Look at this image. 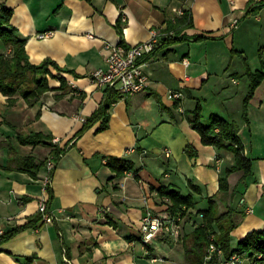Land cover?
Returning a JSON list of instances; mask_svg holds the SVG:
<instances>
[{
    "label": "crops",
    "instance_id": "crops-1",
    "mask_svg": "<svg viewBox=\"0 0 264 264\" xmlns=\"http://www.w3.org/2000/svg\"><path fill=\"white\" fill-rule=\"evenodd\" d=\"M250 1L0 0V14L2 4L13 10L11 24L26 40L31 62L50 58L71 71L62 74L67 91H59L60 81L51 78L52 91L35 106L20 94L10 106L0 91V234L38 214L45 169L33 178L22 169L23 160L32 156L41 163L52 153L51 146L23 145L18 137L42 133L61 147L71 141L84 126L81 118L91 117L104 99L106 88L92 84L88 75L106 67L109 47L146 42L186 10L194 22L186 34L212 38L161 49L144 60L145 91L121 98L112 106L109 128L99 131L101 123L94 125L57 163L50 203L54 222L42 221L41 227L0 243V264H192L184 241L201 225L198 213L209 208L222 174L234 165L231 152L204 145L184 118L198 103L206 123L217 116L241 125L240 138L253 161L246 182L242 172L230 175V195L219 202L222 213L232 209L243 214L232 232V247L264 230V81L250 100L249 122L243 119L250 86L247 67L255 72L264 62V8L247 15ZM48 32L50 37H39ZM172 91L185 94L179 108L168 97ZM111 157L129 160L133 168L111 180ZM191 184L200 192L194 194L195 207L182 217V238L157 236L152 243L142 242L145 195L152 210L161 213L166 208L160 205L159 187L188 194Z\"/></svg>",
    "mask_w": 264,
    "mask_h": 264
},
{
    "label": "trees",
    "instance_id": "trees-1",
    "mask_svg": "<svg viewBox=\"0 0 264 264\" xmlns=\"http://www.w3.org/2000/svg\"><path fill=\"white\" fill-rule=\"evenodd\" d=\"M263 8L264 1L256 2L252 0L248 5L246 14L256 15ZM12 16L13 10L2 4L0 14V91L8 97L10 106L17 103L15 97L18 94L23 97L29 106H35L40 103L46 94L52 91L50 87L51 78L60 81L59 91H67L69 89L68 81L62 74L66 72L71 73V71L62 68L56 61L50 58L45 59L40 64H33L26 48V40L20 38L18 29L11 24ZM122 23V20H120L117 24V29L123 39ZM193 27L194 22L190 11H183L180 17L168 21L166 27L160 30L162 40L155 52L189 41L212 39L206 34L199 36L187 35L186 31ZM3 46L9 47V51H1ZM53 70L58 74H54ZM245 75L249 78L250 86L243 106V119L245 122H249L248 107L250 100L254 96L256 89L264 81V62L262 68L255 72L248 66ZM186 95L191 97L189 92H186ZM80 96L84 98L83 95ZM60 97L63 96L61 95ZM121 98H123L122 95L116 89L107 87L104 90V99L98 110L91 117L87 118L83 128L64 147L54 143L53 136L42 133L21 135L18 137V141L23 145L51 146V156L56 163H59L74 142L79 140L94 125L101 123L99 131L109 128L112 106ZM180 104V101H176V108H179ZM183 116L192 128L200 134L204 145L214 146L222 151H229L234 156V165L226 170L220 178L218 194L210 198L207 210L198 213L199 215H203L201 225L184 241L187 260L192 264L208 263L207 257L209 256L210 247L215 244L223 251L225 259L230 258L234 254H240L249 259L246 264H264V230L249 233L244 240L238 243L236 248H233L232 232L238 227L239 220L243 217V214H238L232 209H228L223 213L220 210L219 202H222L224 198L230 195V175L235 172H242L244 182L252 175L253 161L245 153V148L240 138L241 125L237 121H230L217 116H213L210 123H206L201 103H198L194 110L185 112ZM187 152L190 155H194L192 148L188 147ZM107 164L115 174L111 180L123 177L126 171L133 168V163L124 158L111 157L108 159ZM44 165L45 162L37 163L36 159L30 156L23 160L22 169L33 178H37ZM190 189L191 191L188 194L174 190L170 186H161L157 191L160 197L171 201L172 206L171 208L168 207V212L180 217H186L191 212L190 210L195 207L194 194L200 192L199 188L192 184L190 185ZM49 193L50 204L53 199L51 187L49 188ZM41 224H44L42 222V215L38 213L26 225L0 234V243L11 240L23 230L41 227ZM181 238L182 236L180 235ZM211 261H214L213 264L221 262L217 253L213 254Z\"/></svg>",
    "mask_w": 264,
    "mask_h": 264
},
{
    "label": "built area",
    "instance_id": "built-area-1",
    "mask_svg": "<svg viewBox=\"0 0 264 264\" xmlns=\"http://www.w3.org/2000/svg\"><path fill=\"white\" fill-rule=\"evenodd\" d=\"M235 25L236 22L234 23ZM50 36L51 33L48 32L40 34L39 37L44 39ZM161 40V32L155 31L151 39L146 42L133 46L119 44L109 47L106 56V67L93 72L90 80L100 87L116 89L123 98L145 91L148 85V77L144 73V60L155 53L161 44ZM184 63L188 65L189 61L184 60ZM168 97L172 101L183 102L185 94L183 91H172ZM55 143L58 144V140H55ZM56 164L55 160H49L45 173L46 176L42 179L44 185L42 187L43 195L40 199V212H42V221L45 224H52L55 218L52 211L48 208V203L49 188L52 184V174L55 172ZM165 208V212L157 213L147 206L142 219L140 238L142 242L152 243L157 236L173 235L179 237L182 217L171 214L167 211L168 207ZM216 253L220 257V264H246L249 261L247 257L240 254H234L230 258L225 259L223 257V251L215 244L210 247L208 260H212L213 254Z\"/></svg>",
    "mask_w": 264,
    "mask_h": 264
},
{
    "label": "rangeland",
    "instance_id": "rangeland-1",
    "mask_svg": "<svg viewBox=\"0 0 264 264\" xmlns=\"http://www.w3.org/2000/svg\"><path fill=\"white\" fill-rule=\"evenodd\" d=\"M48 38V37H47ZM45 39V38H44ZM107 56V55H106ZM105 61H106V59H105ZM98 69H100V68H98ZM98 69H95V70H93L92 72H90V74L88 75V78H89V80H90V78H91V75H92V73L93 72H95L96 70H98ZM90 82L92 83V84H96V83H94L92 80H90ZM100 89H103V88H105V87H100L98 84H96ZM183 111H184V109H183ZM81 120L84 122V124L86 123V118H81ZM55 140L56 139H54V143H55ZM59 144V143H58ZM50 159H53V157L50 155L49 156V158L48 159H46L45 160V165H44V169H45V173H46V169H47V164H48V162H49V160ZM54 160V159H53ZM56 167H57V164H56ZM56 169V168H55ZM44 173V175H43V177H42V179L46 176V174ZM126 175V174H125ZM53 176H54V174H52V180H53ZM41 185H42V187H43V185H44V181H42L41 180ZM49 199H50V193H49ZM143 201H144V204H145V211H146V209H147V206H149L150 208H152L151 207V205H150V203H149V196H147V195H145V197L143 198ZM169 202V203H168ZM48 208L50 209V204L48 203ZM160 205L161 206H165V207H170L171 208V206H172V204H171V201H168V199L166 198V199H163L162 197H161V202H160ZM38 213H40L41 215H42V212H40V201H39V210H38ZM43 216V215H42Z\"/></svg>",
    "mask_w": 264,
    "mask_h": 264
}]
</instances>
